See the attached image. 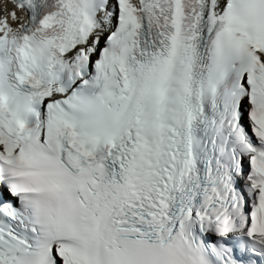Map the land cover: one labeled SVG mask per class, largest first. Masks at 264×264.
I'll use <instances>...</instances> for the list:
<instances>
[{"label": "snow or ice", "instance_id": "obj_1", "mask_svg": "<svg viewBox=\"0 0 264 264\" xmlns=\"http://www.w3.org/2000/svg\"><path fill=\"white\" fill-rule=\"evenodd\" d=\"M0 264H264V0H0Z\"/></svg>", "mask_w": 264, "mask_h": 264}]
</instances>
